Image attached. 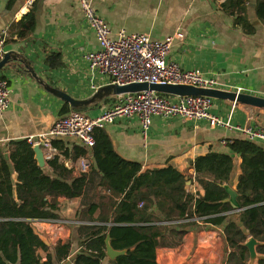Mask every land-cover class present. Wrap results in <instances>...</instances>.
Masks as SVG:
<instances>
[{"label": "crops", "instance_id": "obj_1", "mask_svg": "<svg viewBox=\"0 0 264 264\" xmlns=\"http://www.w3.org/2000/svg\"><path fill=\"white\" fill-rule=\"evenodd\" d=\"M91 2L114 33L124 30L126 33L149 35L154 40L182 33L184 39L174 40L168 61L183 70H198L206 77L217 79L218 90L239 91L264 99V26L255 16V0H249L246 7V19L252 30H242L233 25L232 18L221 8L223 0ZM7 4L8 0H0V31L7 34L4 53L22 57L44 83L76 100L88 99L99 88L110 84L107 76L91 73L84 58L88 52L97 50L98 44L79 8V0H37L30 9L25 7V0H15L10 7ZM30 11L34 13V28L30 36L22 37L19 24ZM11 65L0 71V78L7 82L10 91V108L0 114L1 147L46 132L64 116L63 108H69L44 89L20 64L17 68ZM114 100L115 97L106 98L80 113L94 118L109 108ZM71 111L69 108V113ZM210 111L223 120H229L231 125L264 129L262 109L212 99ZM99 130L105 133L113 150L123 160L138 163L142 172L171 166L187 178L189 191L201 196L204 192L195 181L192 162L210 151L230 154L233 169L226 185L236 193L241 158L230 152L227 141L243 139L238 132L213 128L205 121L179 117L163 119L159 116L152 118L146 137L141 134L137 118L117 119ZM54 142V157L65 168L73 169V175L80 174L76 170L79 160L86 159L93 164L90 148L82 146L76 139ZM254 142L264 150V141ZM73 147L87 151L88 157L72 162ZM63 152L68 154L67 158ZM89 173L92 183L83 196L59 199L57 220L34 223L37 231L52 236L49 247L58 242L71 243V256L61 264H72V257L80 250L84 238L80 230L100 225L96 221L100 210L90 213L88 207L99 199L90 187L96 185L102 175ZM47 174H52L50 168ZM105 213L103 210L102 214ZM231 213L236 214L237 211ZM217 246H223L227 255L222 227L199 223L189 228L178 248L158 249L156 262L215 263ZM102 264H108V259Z\"/></svg>", "mask_w": 264, "mask_h": 264}, {"label": "trees", "instance_id": "obj_2", "mask_svg": "<svg viewBox=\"0 0 264 264\" xmlns=\"http://www.w3.org/2000/svg\"><path fill=\"white\" fill-rule=\"evenodd\" d=\"M14 1L8 0L7 7ZM248 2L223 0L221 4L233 25L242 30H252L246 19ZM254 7L257 20L264 26V0H255ZM34 21L32 11L24 16L19 24L22 37L31 35ZM62 113L68 114L69 108L65 106ZM93 139L91 169L77 175L58 163L57 157L47 161L52 174H44L26 140L0 146V264H61L71 256L69 241L46 247L34 234V223L57 220L60 198L83 196L92 183L89 172L102 175L90 187L99 199L88 207L90 213L100 210L96 218L100 225L80 230L84 238L72 264H102L108 259L106 236L113 250L126 251L108 259V264H158L157 250L178 248L189 228L199 223L222 227L228 250L223 264H247L246 241L264 242V150L254 141H227L230 152L241 158L236 186L240 211L233 214L224 189L233 169L230 154L210 151L192 162L195 181L204 192L201 196L189 191L185 176L175 168L142 172L138 163L116 154L102 130L94 131ZM72 152V162L88 157V152L78 147ZM62 155L68 157L66 152ZM256 250L264 255V245Z\"/></svg>", "mask_w": 264, "mask_h": 264}, {"label": "built area", "instance_id": "obj_3", "mask_svg": "<svg viewBox=\"0 0 264 264\" xmlns=\"http://www.w3.org/2000/svg\"><path fill=\"white\" fill-rule=\"evenodd\" d=\"M37 0H25L30 9ZM79 8L89 28L94 34L98 49L88 52L84 58L91 73L108 77L110 84L123 86L132 83L157 85H188L203 89H217V79L206 77L198 70H183L176 63L168 61L174 40H183L182 33H175L163 40H154L149 35L114 33L111 27L95 10L91 0H79ZM6 31H0V59L4 55ZM237 93H240L237 91ZM9 87L0 78V114L10 108ZM212 99L207 97L166 96L154 92H137L115 96L102 114L91 118L78 112H70L58 118L46 132L26 137V142L38 146L46 161L56 154L53 142L58 139H76L82 146L91 148L93 133L103 129L117 119L137 118L143 137L149 130L152 118H182L189 121H205L210 127L240 133L250 141H264V129L231 125L210 111ZM226 142H223L225 144ZM91 163L79 160L76 170L87 173Z\"/></svg>", "mask_w": 264, "mask_h": 264}, {"label": "water", "instance_id": "obj_4", "mask_svg": "<svg viewBox=\"0 0 264 264\" xmlns=\"http://www.w3.org/2000/svg\"><path fill=\"white\" fill-rule=\"evenodd\" d=\"M11 63H15V65H11ZM20 64L24 70L30 74L39 84H41L44 89H46L49 93L53 94L56 98L62 100L65 104L69 106L71 110L74 109H84L89 107L90 105L98 104L102 102L104 99L109 97H115L124 94H132L137 92H154L166 96H177V97H207L215 100H224L229 101L231 103L247 105L250 107H254L257 109L264 110V99L243 94L237 92H229L218 89H203L196 88L188 85H157V84H147V83H132L123 86H118L114 84H108L104 87L99 88L95 93L85 100H76L68 96L67 94L59 91L58 89L51 88L47 83H44L35 73L34 69L31 67L30 63L22 57H18L13 55L12 53H4L3 57L0 59V71L6 67L11 65L13 68H17L18 64ZM17 64V65H16ZM246 141H250L246 139ZM34 152L35 161L39 167V169L47 174L49 172V167L47 165V161L43 156L42 150L38 146L32 147ZM185 185H189V181L185 178ZM224 189L228 194V198L226 202H228L233 211H240L239 205L236 200V193L230 189L229 186L224 185ZM34 234L39 238V240L46 246L49 247L50 243L47 238H45L40 232H38L35 228H33ZM264 242H257L256 240L249 238L245 247L248 249L249 258L247 264H258L259 260H264V255H261L257 252L258 246H263ZM126 253L123 251H115L110 246L109 236L105 238V254L108 259H115L117 256L124 255Z\"/></svg>", "mask_w": 264, "mask_h": 264}, {"label": "rangeland", "instance_id": "obj_5", "mask_svg": "<svg viewBox=\"0 0 264 264\" xmlns=\"http://www.w3.org/2000/svg\"><path fill=\"white\" fill-rule=\"evenodd\" d=\"M36 229V228H35ZM39 232V231H38ZM42 234V233H41ZM45 238H47L48 242L50 243V239L52 236L50 235H45V234H42ZM195 250V249H194ZM211 250V249H210ZM216 254L215 256L216 259H215V263H208V264H223L224 263V260L226 258V251H225V248L223 246H217V250H216ZM203 262H204V259H203Z\"/></svg>", "mask_w": 264, "mask_h": 264}]
</instances>
